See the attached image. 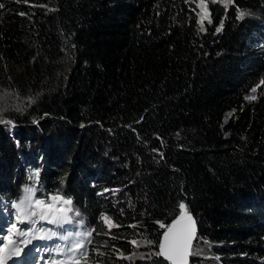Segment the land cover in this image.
<instances>
[{"label": "trees", "instance_id": "1", "mask_svg": "<svg viewBox=\"0 0 264 264\" xmlns=\"http://www.w3.org/2000/svg\"><path fill=\"white\" fill-rule=\"evenodd\" d=\"M0 3V99L27 106L0 112L17 127L0 124V201L21 197L40 155L39 197L70 198L97 232L102 213L122 226L93 234L97 264H168L118 253L158 245L180 202L212 251L191 264H264V94L245 99L264 76V0L212 5L205 32L191 0Z\"/></svg>", "mask_w": 264, "mask_h": 264}, {"label": "snow or ice", "instance_id": "2", "mask_svg": "<svg viewBox=\"0 0 264 264\" xmlns=\"http://www.w3.org/2000/svg\"><path fill=\"white\" fill-rule=\"evenodd\" d=\"M218 0H211L212 4H216ZM225 7L232 4L234 0H222ZM5 5L0 3V9H4ZM198 7L200 11L197 13L200 25V31L205 32V23L211 25L213 20L211 18V12L209 9L208 0H199ZM21 15H24L21 13ZM244 12L240 13L239 18H243ZM223 28V20L220 25L216 27V32L219 33ZM74 47V46H73ZM261 85H264V80L261 81ZM260 85H257V88ZM257 88H253L251 91L254 93ZM246 100H255L256 96L251 95L245 97ZM31 103L35 102V98H29ZM2 111V110H0ZM20 111V109H17ZM47 115V114H45ZM231 117L232 113L228 114ZM38 123V121H34ZM0 124L12 125L14 122L11 120L0 119ZM83 127V125H81ZM162 155V154H161ZM39 171H36L31 177L34 181L38 180ZM36 189L33 187H26L22 190V196L18 202H10V207L15 209L18 214H15V221L11 223L5 231L6 235L0 237V264H9L12 261L13 264H17L23 257L31 253L47 252L49 256L55 252L60 259H51V264H89L90 250L88 245L93 243V234L111 236L113 240L117 237L112 233V229L120 228L121 225L115 223L111 217L106 214H101L100 221H102L107 231L100 233L95 228H88L85 226V222L78 211H75L71 205L72 200L65 198L60 194H49L47 199H36ZM107 191V190H106ZM7 210V207L6 209ZM180 215L177 219L167 226V231L163 234V239L158 243L156 241L147 239L146 237L141 240L133 239L128 241L136 248L141 246H158V251H153L148 254L140 253L139 258L152 260L153 257H162L168 264H189V258L194 255H198L199 242L207 243L203 241L197 234L196 220L187 211V206L180 202L178 205ZM72 214V215H70ZM75 217H81L76 220V224L83 230L66 231L62 233L60 230L64 229V226L71 224ZM41 222L54 225L56 230L52 228L45 229L43 226L39 228L36 225ZM159 223V222H158ZM18 225H26V229L18 227ZM129 227L136 228L137 225L133 224ZM161 228H164V224H160ZM54 237L65 242V246H57L55 249L41 248L33 241H50ZM194 241L197 242V250H194ZM107 241L105 242V245ZM91 252L98 257L105 255L99 248L93 247ZM121 259L134 260L137 257V253L133 252L131 255L125 256L123 253H118ZM43 260V256H41ZM43 264H49L48 260H44ZM156 264V262H154Z\"/></svg>", "mask_w": 264, "mask_h": 264}, {"label": "rangeland", "instance_id": "3", "mask_svg": "<svg viewBox=\"0 0 264 264\" xmlns=\"http://www.w3.org/2000/svg\"><path fill=\"white\" fill-rule=\"evenodd\" d=\"M191 2H192V5H193V8H194L195 16L197 17V20H198L199 17L197 15V13L200 11V8L198 7L199 0H191ZM208 3H209V9H210V7L212 5H220V6L228 9L234 4V2H233L232 4H230L227 7H225V5L222 2V0H218V2L216 4H212L211 0H208ZM210 12H211V9H210ZM241 12L245 13L243 18H246V17L252 18V19H261V18H263V16H261L260 14H258L256 12H251V11H248V10H241L240 13ZM240 13H239V16H240ZM243 18H240V19H243ZM206 25H207V23H205V26ZM262 80H264V76L258 81L256 86L254 87V88H257V85H260V87L257 88V91L254 92V93L251 92L249 94V96L255 95L256 99L255 100H248V102H255V101H257V99L260 96V94H264V85H261V81ZM26 108H27L26 102L21 100V99H19V98L14 97V96H7V97H5L3 99H0V110H2L0 112L2 114H5L6 112H9V111H15L16 112L17 109H20V111H22V110H24ZM5 120H11V119L7 118ZM14 125H16V124L14 123ZM4 126L9 129L8 134H9L10 137L12 135H14V133L16 132L14 129L17 128L16 126L13 127L12 125H7V124H4ZM35 142H36V140L34 139L32 144L34 145ZM39 162H40L39 165L42 167V169L37 170V171H39V176H40L42 174V172L48 168V166H49L48 164L49 163L47 164V162H45V159L41 160V156L40 155H39ZM30 166H31V163H27L26 166L23 168L24 172H28V174H29V181L31 183L28 184V187H33V188L36 189V191H35V198L36 199H47V197L46 198H42V197H39L37 195L38 194L37 182L39 181V177H38V180H36V181L31 179V177H33V175H34V173L36 171L31 169ZM20 198H17V199L9 198L7 200H1L0 201V237H2V236L7 234V232L5 230L8 227H10L12 222L15 221V214H18L15 209H12L10 207V202H18ZM6 207H7V210H5ZM71 207L75 211H78L77 207L74 205L73 202H72ZM70 215H72V214H70ZM80 218L81 217H75L73 222L71 224L65 225L64 229H62L61 231H63V233H66V231H69V230L77 231L79 227L76 224V220H79ZM40 226H43L45 229L52 228L53 230H56L54 225L48 224L46 222H41L40 224L36 225V227H38V228ZM18 227L26 229L27 226L26 225H18ZM203 241H205V240H203ZM33 243L37 244L42 249L45 248V247L46 248H50V249H55L58 246V245H54V243L51 242V240L50 241H33ZM63 244H65V243H62L59 246L63 247ZM196 245H197V243H196ZM194 250H197V247H196V249L194 248ZM198 252L202 253L203 255L205 254L207 257L211 256V252H212L211 251V246L208 245L207 243L199 242V244H198ZM136 253H137V256H139V254L143 253V251L140 250V247H139V248H137ZM52 255L53 256L50 257L47 252H43V251L41 253H31V254L23 257V259L21 261H18L17 264H43V261L44 260H48V259H49L48 260L49 264H51V259L52 258H55L57 260L60 259V257H57L55 255V252H53ZM41 256H43V260L41 259ZM9 264H13V262L9 261ZM89 264H97V263L89 258Z\"/></svg>", "mask_w": 264, "mask_h": 264}, {"label": "water", "instance_id": "4", "mask_svg": "<svg viewBox=\"0 0 264 264\" xmlns=\"http://www.w3.org/2000/svg\"><path fill=\"white\" fill-rule=\"evenodd\" d=\"M191 213V215L194 217V219L196 220V218H195V216H194V214L192 213V212H190ZM178 218V217H177ZM176 218V219H177ZM175 220V219H174ZM173 222V221H172ZM171 222V223H172ZM196 226H197V234H198V236H199V234H200V229H199V225H198V222H197V220H196ZM166 231H167V229H166ZM164 234V233H163ZM163 239V235H162V238H161V240ZM195 241H194V245H195ZM194 247V246H193ZM191 260H192V256L189 258V264H191Z\"/></svg>", "mask_w": 264, "mask_h": 264}, {"label": "bare ground", "instance_id": "5", "mask_svg": "<svg viewBox=\"0 0 264 264\" xmlns=\"http://www.w3.org/2000/svg\"><path fill=\"white\" fill-rule=\"evenodd\" d=\"M53 256V255H52ZM49 260V259H48Z\"/></svg>", "mask_w": 264, "mask_h": 264}]
</instances>
